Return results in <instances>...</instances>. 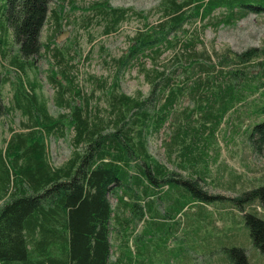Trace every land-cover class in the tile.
<instances>
[{
	"label": "trees",
	"instance_id": "1",
	"mask_svg": "<svg viewBox=\"0 0 264 264\" xmlns=\"http://www.w3.org/2000/svg\"><path fill=\"white\" fill-rule=\"evenodd\" d=\"M52 1L0 0L2 56L8 57L10 32L18 46L10 62L20 82L13 104L7 105L1 87L10 78L0 77V119L20 110L29 117L27 126L31 127L12 132L6 148L0 150V264H146L151 250L146 238L158 234L161 222L176 218V205L183 196L188 194L201 203L220 196L202 189L199 181H206L210 172L207 161L212 157L207 148L216 143L215 132L228 112L242 104L237 123L244 113H253L256 120L244 136L251 148L264 145V51L255 46L239 51L225 48L214 51L216 57L211 58L203 46L197 49L202 43L200 33L209 25L203 20L213 11L221 15L212 22L214 27L233 25L249 12L264 15V0H160V18L155 22L144 10L114 7L110 0L94 2L90 7L107 22L105 33L117 31L133 15L144 25L129 37L128 49L113 58L112 82L95 78L105 89L109 116L98 107L91 110L93 96H85L68 71L72 57L54 49L60 67L52 65L49 75L57 105L68 109L57 117L50 114L47 101L39 98L37 80L28 89L22 79L42 55V32L50 18L54 34L46 45L48 50L61 27L63 5L51 8ZM186 25H192L194 32ZM178 44L184 47L182 52L174 55L170 66L161 64L162 52ZM135 65L151 86L146 97L141 91L132 96L119 90L120 76ZM197 72L196 78H189ZM259 89L260 96L251 99ZM76 98L83 102L77 103ZM182 98L188 104L175 110ZM165 124L164 151L178 169L189 172L187 178L149 152V135ZM66 129L75 131L76 150L68 161L54 167L46 138L65 135ZM174 183L183 186L173 191ZM111 194L117 197L115 206ZM231 199L248 204L256 200L264 207V178L261 185ZM244 217L252 243L264 251V216L251 210ZM140 223L148 228L139 232ZM114 233L122 248L112 259ZM228 256L229 264H248L247 254L237 246L230 248Z\"/></svg>",
	"mask_w": 264,
	"mask_h": 264
},
{
	"label": "rangeland",
	"instance_id": "2",
	"mask_svg": "<svg viewBox=\"0 0 264 264\" xmlns=\"http://www.w3.org/2000/svg\"><path fill=\"white\" fill-rule=\"evenodd\" d=\"M100 0H53L51 8L62 9V24L56 33L51 50L46 45L50 42V36L54 34V24L52 17L42 32V41L45 46L42 48L41 56L37 57L35 65L29 66L22 74L23 82L29 89L31 82L37 80L39 87L36 92L40 99L47 101L50 114L57 117L59 114L67 112L68 109L60 107L56 103V88L51 82V66L56 69L57 59L54 57V49L60 48L68 57L72 67L68 70L76 79L75 82L83 89L85 96L91 97V110L100 108L102 113L109 116L106 109H109L105 89L96 84V79L107 80L110 84L114 75L113 58L121 56L129 46V37L142 28V19L133 15L125 20L117 31L105 33L106 20L96 10L90 6ZM160 0H110V5L114 7H134L137 10H144L150 15L151 22L157 21L160 17ZM209 25L202 29L200 38L202 43L197 46L204 47L205 51L215 58V52H221L225 48L231 51L245 50L248 46H255L264 51V15L247 13V16L240 18L233 25L223 24L217 27L212 22L220 17L219 10L212 12ZM200 22L198 21L195 26ZM191 31L195 29L191 25H186ZM193 27V28H192ZM8 57L2 56V46H0V77L7 76L10 81L2 85L3 102L12 105L14 101V90L20 84L17 70L11 64L10 59L18 51V46L12 40V33L8 34ZM184 47L178 44L174 49H166L160 56V63L173 62L175 54L182 52ZM215 51V52H214ZM264 57V55H263ZM147 66L151 67L152 62L147 59ZM160 64V65H161ZM255 71V69H253ZM178 74H182L181 68ZM200 73L192 74V79ZM57 77L63 80L61 74ZM197 77V76H196ZM195 77V78H196ZM13 82V84H12ZM14 85V86H13ZM151 86L145 80L144 74L140 72L139 66L135 65L126 69L120 76L121 92L135 96L139 91L143 96H148ZM263 89V88H262ZM259 89L250 95L251 99H257ZM249 97V98H250ZM248 98V99H249ZM77 103L83 102L76 98ZM187 98H182L176 104L175 110L188 104ZM242 104H238L236 111L230 110L226 115L225 122L219 123L214 138L216 143H211L207 150L211 155L208 159L209 174L205 176L206 181H199L202 189H206L210 194H219L213 199H206L201 203L195 197L188 194L176 205V218L167 219L158 226V234L152 233L146 238L147 245L151 246L150 253L146 257V264H229L228 256L230 248L237 246L247 254L248 264H264V251L255 247L249 236V225L244 222L245 211L256 210L264 216V207L255 200L251 204L247 201L236 202L231 196L240 194L245 189H253L256 185H261L264 178V145L261 148L253 147L244 136V130L250 127L255 116L244 113L242 120L238 122V115H242ZM229 121L227 122V119ZM227 122V123H226ZM29 117L22 114L20 110H13L0 119V150L6 148L7 142L12 132L29 130ZM238 126L235 130V126ZM167 124L157 133L148 137V149L159 163L171 168L181 177L187 178L188 171L178 169L172 160L167 158L162 144L165 137ZM74 129H66L65 135L47 136L48 155L54 167L60 166L68 161L74 154ZM82 147H80L81 149ZM238 178V179H237ZM221 181V183H220ZM183 186L181 183H174L171 190ZM174 191V190H173ZM177 195V193L175 192ZM110 200L115 206L117 197L110 195ZM2 201H0V204ZM147 224L140 223L139 232H142ZM148 228V226H147ZM111 242L113 246L112 259H115L117 252L122 248L121 240L112 234ZM131 246H134L133 239Z\"/></svg>",
	"mask_w": 264,
	"mask_h": 264
}]
</instances>
